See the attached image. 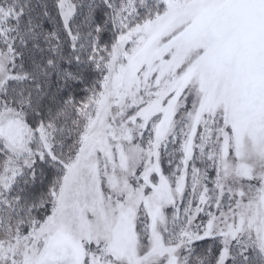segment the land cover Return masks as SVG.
Listing matches in <instances>:
<instances>
[{
	"label": "snow or ice",
	"instance_id": "snow-or-ice-1",
	"mask_svg": "<svg viewBox=\"0 0 264 264\" xmlns=\"http://www.w3.org/2000/svg\"><path fill=\"white\" fill-rule=\"evenodd\" d=\"M0 264H264V0H0Z\"/></svg>",
	"mask_w": 264,
	"mask_h": 264
}]
</instances>
